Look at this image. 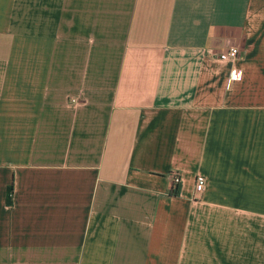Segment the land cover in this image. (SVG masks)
Returning <instances> with one entry per match:
<instances>
[{
	"label": "crops",
	"instance_id": "obj_1",
	"mask_svg": "<svg viewBox=\"0 0 264 264\" xmlns=\"http://www.w3.org/2000/svg\"><path fill=\"white\" fill-rule=\"evenodd\" d=\"M0 264H264V0H0Z\"/></svg>",
	"mask_w": 264,
	"mask_h": 264
},
{
	"label": "built area",
	"instance_id": "obj_2",
	"mask_svg": "<svg viewBox=\"0 0 264 264\" xmlns=\"http://www.w3.org/2000/svg\"><path fill=\"white\" fill-rule=\"evenodd\" d=\"M238 50L235 47H229L222 51L221 53L218 54V58L221 60H227V61H233L238 57ZM230 85V81L228 83ZM75 101V99H73ZM170 182H171V187L172 189H175V187L179 186L180 183V175L177 171H172L170 173ZM204 187V176L201 174H196L194 176V184H193V189L194 192H200L202 191Z\"/></svg>",
	"mask_w": 264,
	"mask_h": 264
},
{
	"label": "trees",
	"instance_id": "obj_3",
	"mask_svg": "<svg viewBox=\"0 0 264 264\" xmlns=\"http://www.w3.org/2000/svg\"><path fill=\"white\" fill-rule=\"evenodd\" d=\"M10 190H11V188L7 187V194H6V202L7 203L10 202V197H9ZM171 193L172 194H177L178 193V187L176 186L175 189H172Z\"/></svg>",
	"mask_w": 264,
	"mask_h": 264
}]
</instances>
